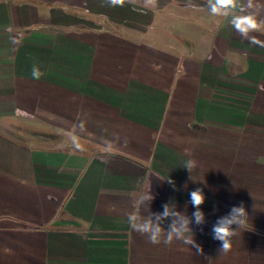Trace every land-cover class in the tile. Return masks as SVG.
Returning <instances> with one entry per match:
<instances>
[{"label":"crops","instance_id":"crops-1","mask_svg":"<svg viewBox=\"0 0 264 264\" xmlns=\"http://www.w3.org/2000/svg\"><path fill=\"white\" fill-rule=\"evenodd\" d=\"M197 188L203 252L130 226L191 216ZM239 205L251 230L221 253ZM0 264H264V0H0Z\"/></svg>","mask_w":264,"mask_h":264},{"label":"clouds","instance_id":"clouds-1","mask_svg":"<svg viewBox=\"0 0 264 264\" xmlns=\"http://www.w3.org/2000/svg\"><path fill=\"white\" fill-rule=\"evenodd\" d=\"M106 3L109 6H123L124 0H106ZM237 5L238 0H208L209 10L214 15L227 16L229 15V10L236 9ZM233 24L239 32L245 35L249 29L256 28V24L252 22L251 17H244L242 21L239 18H234ZM242 24H246L247 27H243ZM32 75L34 78L39 79L40 70L33 67ZM73 142L75 143V139H73ZM183 167L189 172H193L196 164L194 161L188 160L184 163ZM167 181L175 187V182L171 178L167 179ZM189 195L190 203L196 209L191 216L177 211L174 205L165 204L162 213L150 212L149 215L143 218L138 217L136 214H130L128 217L130 226L138 234L146 236L149 243L171 245L174 238L182 239L185 243L191 244L193 248H196L198 252H203L202 247L196 243L195 238L192 236L194 233L191 225L193 223L196 225L207 223L206 214L201 208L206 201V197L201 188L191 191ZM153 199L154 197L150 191L141 197L140 203L141 205H147L150 209ZM168 217H173L174 220L169 225V228L165 230L162 227V222ZM248 218V212L243 205L233 206L227 215L218 218L212 227V236L213 239L221 243V253L230 250L232 241L241 229H245V231L251 230L247 227ZM233 225L238 227L234 229Z\"/></svg>","mask_w":264,"mask_h":264},{"label":"rangeland","instance_id":"rangeland-1","mask_svg":"<svg viewBox=\"0 0 264 264\" xmlns=\"http://www.w3.org/2000/svg\"><path fill=\"white\" fill-rule=\"evenodd\" d=\"M158 30H159V32L162 34H160V33H156V31H155V33L151 36V37H148L147 39H151V40H156V39H161V40H163L165 37L163 36L164 34H165V32H162V30L164 29V26H163V23H161L159 26H157L156 27ZM156 28H154V30L156 29ZM158 34H160L159 36H157ZM12 136V135H11Z\"/></svg>","mask_w":264,"mask_h":264}]
</instances>
